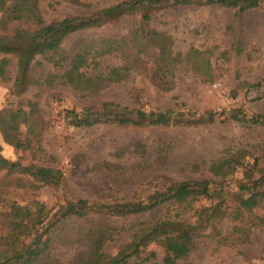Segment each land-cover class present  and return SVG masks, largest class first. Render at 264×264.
Instances as JSON below:
<instances>
[{
	"label": "rangeland",
	"instance_id": "rangeland-1",
	"mask_svg": "<svg viewBox=\"0 0 264 264\" xmlns=\"http://www.w3.org/2000/svg\"><path fill=\"white\" fill-rule=\"evenodd\" d=\"M80 1L79 5L45 0L43 17L49 22L69 14L89 16L121 0ZM139 18L140 14L127 16L112 24L74 33L58 52L38 55L32 63V71L44 80L50 73L62 70L54 61L69 54L76 44L104 37H123L139 24ZM150 27L164 33L157 42L161 50L171 49L183 54L191 49L205 52L211 64V79L193 70L190 64L181 63L169 90L158 87L140 69H132L125 80L96 92L80 91L55 81L53 85H32L17 95L12 92L17 71L16 54L13 49L0 54L9 59V79L0 78V123L12 109L23 107L29 111V102H36L38 133L32 143L39 149L37 158L33 159L30 151L24 152L5 141L0 128L2 155L10 160L26 157L24 162L34 160L43 166H58L65 174L60 187L41 184L37 188L23 189L17 186L19 174H7L0 169V229L6 220L5 212L14 202L33 208L43 203L52 215L66 199L83 197L91 203H122L146 197L151 192L150 183L162 175L175 180L210 179L211 195L194 202L191 209L167 203L125 217L103 214L92 205L83 218L69 216L55 223L44 236V240L49 238L47 248L34 264H74L88 254L89 231L103 224L122 228L121 233L105 245V251L115 255L142 222L167 215H178L195 225L193 249L178 264H264V224L258 223L259 218H264V205L252 211L243 210L237 218L232 214L237 208V197L248 195L239 188L241 182L249 181L245 169L238 167L227 175H216L212 170L215 164L243 155L249 163L256 156H262L260 161L264 163V126L228 118L240 111L248 116L264 113V7L245 12L238 18L235 9L219 4L170 5L154 13ZM238 40L243 42L240 54L236 51ZM120 62L115 56L102 61L110 66ZM104 101L148 110L172 108L182 117L212 110L216 118L213 122L199 124L145 127L115 123L75 127L65 118L67 109L80 111ZM22 127L21 136L25 140L27 126ZM104 163H110L111 167H97ZM253 174L258 177L257 172ZM216 204H221L222 211L208 222H202L200 213L210 214L212 209L209 208ZM154 250L157 256L144 261ZM162 260L163 249L154 244L141 257H133L130 264H162Z\"/></svg>",
	"mask_w": 264,
	"mask_h": 264
},
{
	"label": "trees",
	"instance_id": "trees-1",
	"mask_svg": "<svg viewBox=\"0 0 264 264\" xmlns=\"http://www.w3.org/2000/svg\"><path fill=\"white\" fill-rule=\"evenodd\" d=\"M43 1L45 0H0V54L11 49L16 54L17 71L12 92L17 95L23 94L32 85H53L55 81L71 85L80 91L96 92L111 83L125 80L132 69H140L158 87L169 90L174 84L175 71L181 63L190 64L193 70L211 79V64L205 52L191 49L183 54L171 49H159L157 42L164 37V33L150 27L154 13L166 6H186L198 2L233 8L236 16L241 18L245 12L264 7V0H121L95 10L89 16L69 14L46 22L42 12ZM64 1L82 4L80 0ZM136 14H140L139 24L129 34L76 44L69 54L54 61L62 70L50 73L44 80L32 71V63L38 55L58 52L62 43L72 34L112 24ZM236 51L238 54L243 52L242 40L237 41ZM110 56L119 57L120 64H103V59ZM8 64V58L0 57L2 80L9 79ZM29 105V111L23 107L12 109L1 121L0 128L5 141L24 152L30 151L33 159H36V150L39 149H35L32 140L38 133L35 129L38 123V106L34 101H30ZM190 114L193 117H182V114L177 116L172 108L148 110L141 106L104 101L96 106H85L80 111L67 109L65 118L75 127H90L99 123L141 127L173 123L199 124L213 122L216 118V112L212 110L203 114ZM228 118L264 126V113L248 116L240 111V114H232ZM22 126H27L28 136L25 140L21 136ZM1 151L0 144V169L7 174H19L17 186L20 188L32 189L41 184L60 187L65 181V174L58 166H43L34 160L24 162L26 157L23 160H10ZM50 157L54 160L53 156ZM261 159L262 156H256L249 163L243 155L212 167L216 175L233 173L238 167L245 169L249 181L241 182L239 188L240 192L246 191L248 195L240 194L237 197V208L232 213L235 218L240 217L243 210L252 211L264 205V163ZM101 166L110 168L111 164H99L97 167ZM253 172H257L258 177H253ZM150 188L151 192L146 197H135L116 204L91 203L83 197L66 199L54 215L49 213L50 210L43 203H38L36 208L28 204L12 203L4 214L6 220L0 229V264H34L47 248L49 238L47 236L44 240V236L50 233L55 223L69 216L83 218L90 212L92 205L98 212L117 217L144 213L167 203L191 209L194 202L209 197L212 189L210 179L175 180L165 175L154 179ZM210 209V214L200 213L202 222H208L210 218L218 215L222 206L216 204ZM259 219L258 223L264 224V218ZM121 230L122 228L109 224L93 227L87 237V256L79 258L74 264H130L133 257H141L154 244L163 249L162 264H178L180 260L188 257L194 246V223L180 219L178 215L142 222L132 232L131 239L115 255L109 254L105 251V245L120 234ZM148 255L144 261L156 257L157 252L154 250Z\"/></svg>",
	"mask_w": 264,
	"mask_h": 264
}]
</instances>
